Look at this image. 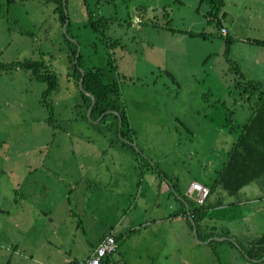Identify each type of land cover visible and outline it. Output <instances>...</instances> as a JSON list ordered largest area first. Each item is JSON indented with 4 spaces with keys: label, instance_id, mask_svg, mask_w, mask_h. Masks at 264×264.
I'll return each instance as SVG.
<instances>
[{
    "label": "rangeland",
    "instance_id": "374dc122",
    "mask_svg": "<svg viewBox=\"0 0 264 264\" xmlns=\"http://www.w3.org/2000/svg\"><path fill=\"white\" fill-rule=\"evenodd\" d=\"M215 2L61 0L64 32L54 0H0V63L39 58L57 79L45 97L48 121L45 82L19 67L0 68V199L4 191L7 198L0 264L83 261L108 226L116 264H264L243 254L261 234L249 228L244 237L186 251L181 233L189 218L139 225L170 208L171 194H155L161 172L211 184L239 128L236 116L244 118L232 101L240 90L233 65L253 80L264 76V45L248 41L264 42V0H222L217 13ZM64 36L78 50L79 70L116 83L130 146L106 125L110 115L100 122L86 115ZM260 210L252 207L254 218ZM150 229L167 238L151 240Z\"/></svg>",
    "mask_w": 264,
    "mask_h": 264
},
{
    "label": "trees",
    "instance_id": "16d2710c",
    "mask_svg": "<svg viewBox=\"0 0 264 264\" xmlns=\"http://www.w3.org/2000/svg\"><path fill=\"white\" fill-rule=\"evenodd\" d=\"M54 1L56 3L55 9L59 11V19L61 23H64L65 16L63 14L61 0ZM221 6L222 0H216V2L214 3V9L216 10V13L219 11ZM91 27L96 29L94 23H91ZM184 32L189 35L198 34V32H193L190 30ZM64 39L69 44V52L67 58L72 70V76L75 79L77 85L78 78L80 76V71L78 69L79 54L75 56V45H70V42L65 36ZM248 41L253 44L264 45V42L258 39L253 38L249 39ZM228 43L229 39L225 38V53L228 50ZM12 67H19L23 70H28L34 79L45 82L46 86L41 91V100L44 101L49 112L48 121L52 120V108L45 101V97L56 87V75L49 68H47V65L43 62L42 59L39 58L36 60L23 59L22 61H11L7 64L0 63V68L10 69ZM233 68L234 72H236L237 74L235 81L236 85L241 86L242 90L248 95H253L254 93H256L258 98L256 99V102L253 106V112L251 116L249 117L247 122L241 126V129L228 152L226 161L212 181L213 184H219L228 192H234L241 185L253 179L264 170V139H260L264 135V84L249 79L242 80L241 73L238 67L236 65H233ZM83 71L84 72L81 79L82 89H79V94L82 99V106L85 110L90 104L89 94H91L94 98V103L92 104L89 112V118H91L92 116L93 118H95L100 115V118L98 119L100 122L105 118L106 115H110L113 118V121L107 123L106 125H114L115 137L122 143L129 145L123 139L131 140V138H129V134L132 135V130L130 131V128L127 125V119L122 103L118 104L113 99V96L117 94L116 83L103 81L100 73L97 70H93L92 68L88 70L83 69ZM85 92H87L88 94ZM109 110H114L119 114V126L117 115L113 112H110ZM247 157H250V161H253L251 163L255 166L251 167L250 170H247V168L249 167L246 168V165L248 163L247 159H249ZM201 211L202 210H199V213ZM180 212L182 214H185L183 210H181ZM190 213L192 216L191 219L193 221L192 224H194L195 228H197V218L195 217V215L200 214L196 212V208L194 207L193 210H190ZM192 224H189L190 227H192ZM243 254L246 256V258L249 259H260L264 255V231L260 235H258L250 244H248L246 248H244ZM108 259L109 258L106 257L101 264H107Z\"/></svg>",
    "mask_w": 264,
    "mask_h": 264
},
{
    "label": "crops",
    "instance_id": "0c3cea01",
    "mask_svg": "<svg viewBox=\"0 0 264 264\" xmlns=\"http://www.w3.org/2000/svg\"><path fill=\"white\" fill-rule=\"evenodd\" d=\"M256 63L258 65V61ZM261 68L264 69V67L262 66L260 67V69ZM240 73H241L242 80L255 79L252 76H247V74H245L244 72L240 71ZM236 77H237V74L235 75L234 78L236 79ZM263 77L264 76H262L260 80H253V81H258L261 84H264V80H262ZM239 88L240 90L237 92L239 95V98L238 99L233 98L232 101L234 104L239 103L238 105L240 109L245 110L244 112H242L241 110V113L244 114L243 115L244 118L242 120L243 122H241L240 119H237L240 117L235 115L236 121L234 125L235 126L238 125L239 128L235 132L236 134L234 138L231 140L230 142L231 144L229 148L225 152V157H222V156L220 157L219 159L220 166H215L216 168L212 170L213 173L215 174L211 178V181H210L211 184L208 185L206 183H202L208 187V193L203 199V202L200 205H198L193 200V198L188 194V188H189L190 181L196 180L200 182L197 176L196 177L193 176L187 183H185L184 181H181V182L178 181V179L171 172H161L163 178L165 179V182H158L157 186L155 187V189L157 190L155 194L157 195L166 194L165 200H167V197H169V194H171V204L167 203L169 204L170 208H168L167 206V210H165L166 213L164 215L162 213L160 216L153 218V220H150L149 222L146 220L142 221L141 223L139 222V225H142L145 227V229H147L154 224H159V222H161L163 219H164V222L165 221L170 222L172 219L177 220L179 218H185L186 220L187 218L191 219L192 216H191L190 210H193V207L196 208L197 213H199V210H202L199 213L200 215L198 214L195 215V217L197 218L196 219L197 228H195V235L191 232L192 227L190 226H189L188 232L183 231L181 233L182 234V237H181L182 246L185 248L186 251L190 249L191 250L194 249L195 248L194 245L197 246V245H202V244H209L211 240L221 241V240L228 239L229 237L230 239L231 237L235 238L234 234L235 235L238 234L239 237H244L243 232L246 233V231H248L249 229L250 231L255 230L259 234V233H262L261 231L264 228V190L263 192H260L261 188H257L258 184L262 183L263 181L262 178L264 176V170L259 175L254 177L253 179L241 185L234 192H228L219 184L212 183L213 179L216 177L219 170L221 169L224 162L226 161L228 152L232 146V143L237 137L241 129V126L245 124L247 120L249 119V117L251 116L253 112V106L256 102V99L258 98L256 93H254L253 95H248L246 92L242 90L241 86H239ZM227 92L231 93L230 90H228ZM260 139L263 140L264 135ZM247 158L249 159H247L248 163L246 165V168L249 167L247 168V170H250L251 167H255V166L251 163L253 161H250V157H247ZM211 163H213V160ZM256 166H257V163H256ZM141 179H142V176H141ZM255 184L257 185L255 186ZM167 192L169 194H167ZM173 199L175 203H173ZM153 200H152V204L154 206L157 200L156 199H153ZM0 201H1L0 211H2L4 203L7 201L6 191H4V194L1 193ZM145 201L146 202L144 203V205H149L151 199L149 200V198H146ZM204 205H205V208H203ZM253 206L261 208V210L258 211L259 216L256 218H254L253 214H251ZM155 209L156 208H153V210ZM181 210H183L185 214H182L180 212ZM190 223L191 222H189L188 224ZM238 223H240V227L238 226ZM150 231L151 232L149 234V237L151 240L160 242L161 240L167 238L166 235L158 234V233L156 234L152 229H150ZM107 232L112 233L116 238V234L114 233V228L111 226H108L107 228L103 229L96 235L95 244L97 243L99 238ZM194 237L199 239L198 242L194 240ZM88 256L89 255H87L86 258ZM108 258H109L108 259L109 261L110 257ZM260 259H263V258L261 257ZM249 260L257 261L259 259H249ZM73 262L75 261L71 260L69 264H72Z\"/></svg>",
    "mask_w": 264,
    "mask_h": 264
},
{
    "label": "built area",
    "instance_id": "2783aa9c",
    "mask_svg": "<svg viewBox=\"0 0 264 264\" xmlns=\"http://www.w3.org/2000/svg\"><path fill=\"white\" fill-rule=\"evenodd\" d=\"M219 32L220 34H225V29L220 28ZM207 193V186L196 180L190 181L188 194L198 205L203 202ZM116 248L117 243L115 236L112 233L107 232L99 238L87 258L80 262H73L72 264H101L106 257H110V255L116 251ZM107 264H116V262L109 260Z\"/></svg>",
    "mask_w": 264,
    "mask_h": 264
},
{
    "label": "water",
    "instance_id": "95a60500",
    "mask_svg": "<svg viewBox=\"0 0 264 264\" xmlns=\"http://www.w3.org/2000/svg\"><path fill=\"white\" fill-rule=\"evenodd\" d=\"M65 24H66V20L64 21V23L62 24V28H63V31L65 32ZM78 54V50H76L75 51V56ZM75 60V59H74ZM80 71V76H79V78H78V82H77V85H78V87H79V89H82L81 88V79H82V76H83V70L82 69H80L79 70ZM85 93H87V92H85ZM88 94V93H87ZM89 96H90V104L88 105V107H87V110H86V115L89 117V112H90V109H91V106H92V104L94 103V98H93V96L91 95V94H89ZM110 112H113V113H115L116 115H117V119H118V126L120 125V123H119V120H120V117H119V114L116 112V111H114V110H109ZM98 120V119H97ZM189 220H190V222L191 223H193L192 222V220L189 218ZM192 232H193V234L195 235V226H194V224L192 225ZM262 258H264V255L262 256Z\"/></svg>",
    "mask_w": 264,
    "mask_h": 264
}]
</instances>
